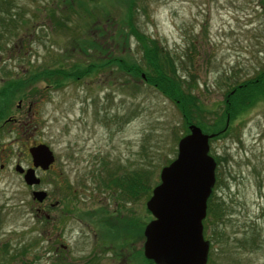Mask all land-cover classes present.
I'll use <instances>...</instances> for the list:
<instances>
[{
    "label": "rangeland",
    "instance_id": "obj_1",
    "mask_svg": "<svg viewBox=\"0 0 264 264\" xmlns=\"http://www.w3.org/2000/svg\"><path fill=\"white\" fill-rule=\"evenodd\" d=\"M77 1L71 8L61 0H0V86L23 81L6 92L2 119L17 115L19 98L33 102L30 121L0 125V260L5 264H136L122 242L132 240L141 250L151 189L148 196L124 199L109 175L120 182L147 166L152 188L187 133L172 101L114 61L77 79L37 74L29 81L31 73L110 57L138 63L139 40L118 32H128L130 9L138 32L174 59L175 73L201 102L205 125L216 122L233 84L264 67V0ZM51 14L67 27L55 25ZM223 130L208 140L218 177L212 198L222 203L223 215L207 216L206 264H264V98L239 111ZM35 141L54 156L52 167L37 174L39 187L51 201L55 193L62 197L58 208L46 206L48 219L36 215L14 170L15 164H30L27 148ZM115 217L137 221L141 237Z\"/></svg>",
    "mask_w": 264,
    "mask_h": 264
},
{
    "label": "water",
    "instance_id": "obj_2",
    "mask_svg": "<svg viewBox=\"0 0 264 264\" xmlns=\"http://www.w3.org/2000/svg\"><path fill=\"white\" fill-rule=\"evenodd\" d=\"M187 130L177 140L175 157L160 168L158 182L144 202L151 218L142 228L141 254L153 264L207 262L210 242L203 236L202 220L215 181L216 161L208 152L213 134L195 124ZM28 152L32 166L24 169L16 164L14 170L30 186L39 182L34 168L46 170L54 156L44 143L29 147ZM44 194L43 190L32 191L39 201Z\"/></svg>",
    "mask_w": 264,
    "mask_h": 264
},
{
    "label": "trees",
    "instance_id": "obj_3",
    "mask_svg": "<svg viewBox=\"0 0 264 264\" xmlns=\"http://www.w3.org/2000/svg\"><path fill=\"white\" fill-rule=\"evenodd\" d=\"M61 1L67 7H71L73 2V0ZM79 1L81 0H78L77 3ZM5 13H9V10H6ZM0 18H2V16H0ZM51 18H54L53 22L55 25H58V27H67L65 20L61 16L51 14ZM131 18L132 9H130L126 15V23L129 27L128 32H123L122 29H118V32L119 36L123 35L125 39L131 34L139 40L138 46L142 53L139 61L141 64L139 62L126 63L122 58L111 61L110 57L104 63L99 62L91 65L87 64L85 66L75 63L72 64L68 70H65L64 67L60 66L56 69L46 68L43 71H35V73H31L29 75V81H33L32 78L36 77L37 74H45L47 75L46 77L49 75L55 76L59 78L58 81H60V78L66 79L68 77L77 79L80 76L90 73L94 68H100L104 66L105 63L111 64V62L114 61L115 65L120 70L128 73L133 78L143 75V80L148 85L153 86L158 92L174 103L180 112L183 125L186 129L189 124H195L200 127L202 132L212 133L213 136L210 139L223 133L225 131L223 130L225 124L228 123L229 125V122L239 111L243 110L257 99L264 98V67H262L255 74V76L233 84L226 92L224 107L221 113L217 116L216 122H214L213 125L203 124L200 121V113L203 112L201 102L188 88L189 85H187L185 81L175 73L174 59L163 51L162 47L158 45L156 40L144 37L141 33H139L135 25L131 23ZM9 24L10 23H8V25ZM98 49L99 51L102 50L101 47ZM81 50L85 52L86 49L81 47ZM46 81L49 83L55 82L50 78H47ZM22 82L23 81L16 79L11 80L5 89L3 88L4 96L6 97V92L13 90L14 87L16 88L20 86ZM221 130L223 132H221ZM217 163H220L219 160ZM109 178L111 184H116V186L121 189L119 194L124 199H134L138 196L149 195V191L151 189V179L150 169L147 166L133 170L130 174L125 175L120 182H118L116 180V176H113L112 174L109 175ZM216 178L218 179V177ZM217 179H215L216 182ZM212 194L213 193L209 195L206 202V216L202 220L203 233L208 231V225L211 224L210 218H207V216L210 215L211 217L221 218L223 215V208L221 207L222 203L218 202V199H213ZM115 220H117L121 226L125 227L128 232L134 233L133 235L136 234L135 237H141L142 226L134 219L122 218L120 220L115 217ZM209 237L211 238L210 235ZM122 243L124 247L126 246L127 250L130 249L131 258H133L136 264H153L150 260L145 259L142 256L140 249L133 247L134 242L132 243V240H128L126 238ZM0 264L5 263L0 260Z\"/></svg>",
    "mask_w": 264,
    "mask_h": 264
},
{
    "label": "flooded vegetation",
    "instance_id": "obj_4",
    "mask_svg": "<svg viewBox=\"0 0 264 264\" xmlns=\"http://www.w3.org/2000/svg\"><path fill=\"white\" fill-rule=\"evenodd\" d=\"M8 84H6L4 86V82H2L1 86H0V98H4L5 101H3V99H0V105H3V110L0 111L2 113H5L4 109L6 108L5 104H6V99L5 96L3 94V86L4 89ZM32 103L33 102H26L23 98H19L16 102V111L18 112L16 116H12V115H8L6 118L2 119V113L0 112V125L1 127L5 125L6 122H10L13 123L15 125H20V123L25 124L26 121H30L32 114L31 113V108H32ZM35 103V102H34ZM33 144H38L37 141H35L34 143H32L31 145H28V148L33 146ZM27 148V150H28ZM30 156V155H29ZM53 164V163H52ZM52 164L48 166V168L46 170H41L40 168H34V173L35 175L39 178V182L37 184L34 185H26V187L29 190L30 193V197L32 199V201L35 203V212L37 213L36 215L39 217H44L45 219L49 218V214L46 210V206L50 205L53 209L54 208H58L60 206V202L62 200V197H60L57 193H55L54 197L52 198V201L50 200V196H49V192L45 191L44 189L40 188V184L42 181L41 175L38 176L37 174L40 173L42 174L43 172H46L47 170L50 169V167H52ZM16 165V164H15ZM14 165V166H15ZM31 158H30V164L27 165L26 167H23L24 169L31 167ZM3 165L0 164V168H2ZM17 172V171H16ZM17 174L19 176L22 177V173H18ZM38 190H43L45 192L44 196L42 197V199L39 201L36 198H33L32 196V191H38ZM74 190V189H73ZM73 194V192H72ZM105 205V204H103ZM115 205H118L117 203H115ZM58 255V254H57Z\"/></svg>",
    "mask_w": 264,
    "mask_h": 264
}]
</instances>
